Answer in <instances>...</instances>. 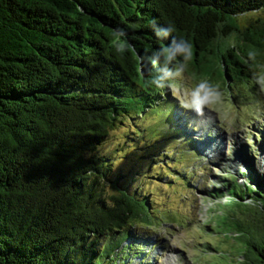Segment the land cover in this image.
<instances>
[{"label": "trees", "instance_id": "1", "mask_svg": "<svg viewBox=\"0 0 264 264\" xmlns=\"http://www.w3.org/2000/svg\"><path fill=\"white\" fill-rule=\"evenodd\" d=\"M261 75L264 0H0V264L134 259L122 243L154 217L98 148L125 123L140 142L135 120L163 122L180 80L230 90ZM226 191L215 226L237 248L216 264H264V195L234 220L251 192Z\"/></svg>", "mask_w": 264, "mask_h": 264}, {"label": "rangeland", "instance_id": "2", "mask_svg": "<svg viewBox=\"0 0 264 264\" xmlns=\"http://www.w3.org/2000/svg\"><path fill=\"white\" fill-rule=\"evenodd\" d=\"M256 16L246 15L242 21ZM261 79L259 86L236 83L230 90L221 81L211 90L200 88L201 81L188 85L180 80V89L170 90L168 100L158 102L163 122L151 112L135 120L140 142L125 123L98 148L111 159V178L119 174V182L125 183L129 177L128 191L145 198L154 217L151 229H130L131 237L122 246L130 244L129 252L136 257L125 259L126 264H216L217 255H233L235 243L223 237L215 223L217 217L229 215V185L251 192L244 211L235 210L234 220L249 219L260 208L252 196L255 191L264 195V162L258 158L264 140V75ZM201 97L206 103L197 112L193 106H199ZM216 131L223 136L222 145L213 151L198 149L199 139ZM111 191L106 187L105 194Z\"/></svg>", "mask_w": 264, "mask_h": 264}, {"label": "bare ground", "instance_id": "3", "mask_svg": "<svg viewBox=\"0 0 264 264\" xmlns=\"http://www.w3.org/2000/svg\"><path fill=\"white\" fill-rule=\"evenodd\" d=\"M208 128L211 129V126H208ZM214 131V130H213ZM200 141L197 143V147L198 149H201L202 151H206V150H209V151H213L214 148L215 150L218 149L221 145H222V142H223V136H221L220 134H218V132H214L213 135H209V134H205L204 138L203 139H199ZM262 145L264 146V140L261 144V150L259 151V155H258V158L261 159L262 162H264V148H262ZM220 151V150H219ZM237 155L239 154L241 157L243 156V154L241 153V151L238 149L236 150L235 149ZM212 154L211 157H214L213 156V153L210 152ZM218 158H216L217 160ZM259 161V162H261ZM261 162V163H262ZM230 165L231 167L235 166L234 162L232 160H230Z\"/></svg>", "mask_w": 264, "mask_h": 264}, {"label": "clouds", "instance_id": "4", "mask_svg": "<svg viewBox=\"0 0 264 264\" xmlns=\"http://www.w3.org/2000/svg\"><path fill=\"white\" fill-rule=\"evenodd\" d=\"M169 30H172L170 27L168 28V29H166L165 31H164V35L165 36H168L169 35V33H170V31ZM157 34L158 35H160V33H158L157 32ZM181 41H183V40H181ZM177 52H179V53H183L184 52V49L182 48V47H177ZM204 86L207 88L208 87V84H207V82H204ZM201 103L199 104V106H193V107H195V109H196V111L197 112H199V111H201V109L203 108V106H204V103H206V101H204V98L203 97H201ZM187 106V105H186Z\"/></svg>", "mask_w": 264, "mask_h": 264}, {"label": "water", "instance_id": "5", "mask_svg": "<svg viewBox=\"0 0 264 264\" xmlns=\"http://www.w3.org/2000/svg\"><path fill=\"white\" fill-rule=\"evenodd\" d=\"M234 235H236V233H234L232 236H234ZM240 260H241V258L239 260H237V261H240Z\"/></svg>", "mask_w": 264, "mask_h": 264}]
</instances>
